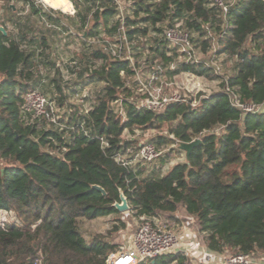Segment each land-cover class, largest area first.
<instances>
[{"label":"trees","instance_id":"1","mask_svg":"<svg viewBox=\"0 0 264 264\" xmlns=\"http://www.w3.org/2000/svg\"><path fill=\"white\" fill-rule=\"evenodd\" d=\"M71 1L86 33H117L121 23L114 18L113 0ZM133 6L132 18L123 19L129 42L146 36L148 25L160 31L159 23L174 26L181 21L203 53L215 38L217 53L235 58L226 80L240 101L264 104V0H235L225 16L209 0H137ZM2 27L6 34L0 30V210L12 212L15 219L0 222V264H107L116 244L102 236L86 241L77 220L109 215L118 220L121 213L113 204L120 201V191L137 217L172 216L182 207L211 252L264 253V109L243 112L233 107L224 80L220 92L200 97L195 108L181 101L159 113L138 108L128 99L124 80L125 74L134 73L130 59L95 49L90 54L102 63L89 65L87 77L103 87L92 107L73 115L62 128L25 124L21 106L27 88L38 89L55 104L65 96L55 79L49 82L54 93L50 96L51 88L38 69L46 39L29 38L24 32L12 36ZM150 49L161 62L173 59L163 36ZM181 71L217 77L202 63L183 62L174 70ZM115 102L123 113L114 109ZM161 125L167 126L170 138L158 135L160 145L199 138L188 160L148 176H140L147 165H123L127 150L138 147L123 133ZM215 127H221L219 133L212 131ZM93 185L102 187L105 195ZM186 262L187 257L176 252L138 264Z\"/></svg>","mask_w":264,"mask_h":264},{"label":"rangeland","instance_id":"2","mask_svg":"<svg viewBox=\"0 0 264 264\" xmlns=\"http://www.w3.org/2000/svg\"><path fill=\"white\" fill-rule=\"evenodd\" d=\"M121 2V20L134 14L133 2L137 0H119ZM228 5L235 0H225ZM71 7L64 11H54L53 15L47 12H35L37 8L32 9L31 0H0V26L4 25L12 36H20L24 32L26 36H48L46 47L43 48V55L38 65L41 76L47 81L49 95L53 96V84L49 83L51 79L61 86L62 93L65 96L61 104H57L60 123L68 125L67 122L75 114H85L95 101L96 94L100 92L103 83L97 79L91 80L87 77L86 68L90 65L99 66L102 59L94 58L90 52L99 49L104 51L105 40L113 43H120L117 33L107 34L106 31L99 29L90 35L85 32V28L80 26L76 16V8L72 1ZM211 5V4H210ZM11 6V9H8ZM142 16V13L138 17ZM115 20L118 18L114 17ZM89 22L88 26L90 27ZM181 21L174 24L176 29H181ZM87 26V27H88ZM178 26V28H177ZM155 30L148 25L146 36L136 38L134 41L123 42L122 56L129 57L133 64V74H125V86L129 89V100L135 104H146L149 96L146 89L155 91L157 86H161L160 95L178 96L184 98L191 108H195L202 96H209L220 92L223 88L222 81L230 76L235 66V58L226 53H217L218 45L216 39L212 40L211 48L203 53L199 47H194V52H189L179 42H168L170 48L168 54L172 56L168 62H161L154 58L151 46L162 39L164 31L168 27L167 23H159ZM86 36V37H85ZM195 37L196 35H192ZM105 41V42H102ZM35 45V44H33ZM247 47L251 48L248 43ZM205 61L207 64L217 69L214 79L206 76H198L190 71H181L175 73L170 64L172 61ZM214 74V73H213ZM52 81V80H51ZM141 83V84H140ZM49 88V89H50ZM119 113H123L121 105H114ZM264 109V104L259 107ZM221 127H215L212 131L219 133ZM158 135L170 138L167 133V126L161 125L158 128L150 130L135 129L133 132H124V139H131L137 145L157 140ZM172 142L164 145L165 152L156 158L153 163H146V168L140 176H148L155 171L156 174L166 172L171 166L178 162L186 160L183 150L174 149ZM173 148V149H172ZM136 150V149H135ZM134 149H128L126 157L131 160L135 154ZM133 162V163H132ZM134 164H142V161H132ZM117 220L113 215L98 217L95 219H78L77 226L86 241H90L95 236H102L108 242L116 244L114 252L126 251L129 247L130 237L136 230L139 223V217L126 209L120 212ZM165 222L171 231L178 232L183 229L194 231L202 241L203 234L197 231L194 219L185 213L182 207H179L172 216L159 214L157 216ZM15 216L12 212L0 210V222L12 221ZM123 222L125 226H122ZM117 226L118 229L114 227ZM195 233V234H196ZM186 264H199L198 261H187Z\"/></svg>","mask_w":264,"mask_h":264},{"label":"built area","instance_id":"3","mask_svg":"<svg viewBox=\"0 0 264 264\" xmlns=\"http://www.w3.org/2000/svg\"><path fill=\"white\" fill-rule=\"evenodd\" d=\"M49 1L50 0H31V2L37 8L38 12H47L48 14L53 15L54 11L61 10L60 8L52 6ZM113 1L117 9L115 16L118 17L117 20H120L121 23L117 31V34L119 35L118 37L121 42L118 44H112L108 40H105L106 42L102 40V42H105L104 51L108 54H111V56H113L114 58H129L122 56V51L125 48V46L123 47V42H125L127 39L125 36L123 19L121 20V2L119 0ZM209 1L211 5L216 6L218 9L221 10L223 16L226 15L229 5L226 3L225 0ZM163 38L168 42L175 41L181 43L182 46L185 47L184 50L186 49L189 52V55L191 54V51H195L194 47H192L193 43L190 40L189 33L182 28L176 29L174 26H168L164 31ZM181 63L183 62H178L177 60H174L170 64V67L174 71L177 66ZM190 63H202L205 67L209 68L214 74L217 73V69L213 68L205 61H197L195 59V61H191ZM224 82V91L227 94L229 103L233 107L238 108L243 112H257L260 110V106H257L253 103H242L234 89L228 85L226 78L224 79ZM161 88V86H157L154 92H151L149 91V89H146V92L149 96V100H147V103L135 105L138 108L144 107L149 110H152L153 112L159 113L163 111L165 107L171 102H186L184 98H179L178 96H161ZM23 99L24 102L21 106V120H23L25 124L40 122L41 124H44L46 128L64 127V124L60 123L61 120L55 102L51 100L48 96L43 94L41 91L36 88L29 87L24 92ZM113 104L120 105V102H115ZM83 129L85 130L86 128L83 127ZM101 142L103 143V139ZM177 144L178 141L173 143L172 146L178 148ZM164 152V145L158 144L157 140H151L138 145L132 159L127 160V162L125 161V159H122V164H132V161L135 160L142 161L143 165H145L146 163H153L154 160L164 154ZM117 160H121L120 155L117 156ZM192 249L194 250V253L199 252V250H197L196 248ZM176 252H181L186 256L187 253H191L192 251H190L189 248H186L184 246L180 235L174 231H171L168 228L167 224L161 221L157 216H154L152 218L139 217V223L136 227V230L130 237L128 249L123 252L110 253L106 258V263L138 264L139 262H146L163 254ZM200 254H202L201 259L205 263L211 262L216 257L215 253H210L208 251H202ZM252 262L253 255L237 253L233 255L220 256L219 264H252Z\"/></svg>","mask_w":264,"mask_h":264},{"label":"crops","instance_id":"4","mask_svg":"<svg viewBox=\"0 0 264 264\" xmlns=\"http://www.w3.org/2000/svg\"><path fill=\"white\" fill-rule=\"evenodd\" d=\"M54 7L56 8H60L61 11H64L66 9H68L69 7H71V2L70 0H50L49 1ZM29 38L32 36H28ZM39 37H43L44 39H48V36H39ZM47 41V40H46ZM177 234L180 235L182 242L184 243V246L186 248H189L190 251H192L191 253H187L186 257H187V261H198L199 264H219L220 263V256H224V254H216V257L214 260H212L211 262L205 263L202 261V254H200L202 251H208L210 253H214L209 251L203 243V236H202V241L199 239L198 235L196 232H192L189 231L187 229H183L180 230L178 232H176ZM196 233V234H195ZM203 234V233H201ZM192 248H196L197 250H199V252L194 253ZM252 264H264V253L261 255H256L253 256V262Z\"/></svg>","mask_w":264,"mask_h":264},{"label":"water","instance_id":"5","mask_svg":"<svg viewBox=\"0 0 264 264\" xmlns=\"http://www.w3.org/2000/svg\"><path fill=\"white\" fill-rule=\"evenodd\" d=\"M0 30L2 31V33L5 35L6 31L5 29L0 26ZM188 106L190 107V104H188ZM200 142L199 138H196L192 141L189 142H183V141H179L177 146L178 149L183 150L185 152V156H186V160H188L189 154L191 152V150L193 149L194 146H196L198 143ZM93 188L97 189L99 192H101V194L105 195V191L102 187L98 186V185H93ZM120 201L119 202H115L113 204V206L118 210V211H123L126 209H129V205L127 202V199L125 197V195L120 191Z\"/></svg>","mask_w":264,"mask_h":264},{"label":"bare ground","instance_id":"6","mask_svg":"<svg viewBox=\"0 0 264 264\" xmlns=\"http://www.w3.org/2000/svg\"><path fill=\"white\" fill-rule=\"evenodd\" d=\"M51 4V3H50ZM52 5V4H51ZM53 6V5H52Z\"/></svg>","mask_w":264,"mask_h":264}]
</instances>
